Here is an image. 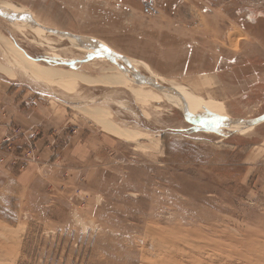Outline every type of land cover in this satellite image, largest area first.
I'll list each match as a JSON object with an SVG mask.
<instances>
[{
	"label": "rangeland",
	"instance_id": "374dc122",
	"mask_svg": "<svg viewBox=\"0 0 264 264\" xmlns=\"http://www.w3.org/2000/svg\"><path fill=\"white\" fill-rule=\"evenodd\" d=\"M0 5V75L51 109L21 126L33 159L0 161L31 178L0 184V264H264V121H237L264 114V0Z\"/></svg>",
	"mask_w": 264,
	"mask_h": 264
},
{
	"label": "crops",
	"instance_id": "0c3cea01",
	"mask_svg": "<svg viewBox=\"0 0 264 264\" xmlns=\"http://www.w3.org/2000/svg\"><path fill=\"white\" fill-rule=\"evenodd\" d=\"M15 82L5 74L0 75V135L7 131L10 124L21 125L29 129L37 128L38 125L44 124L42 123V112L45 116L51 114L49 105H38L37 99L30 98L28 92L22 94V85L19 86ZM40 131L42 135L45 133L44 129ZM41 141H46V138L39 140L38 143L41 144ZM27 172L18 173L1 168L2 188L6 186L7 190H19L23 182H30L31 178ZM13 195L16 196V193L13 192Z\"/></svg>",
	"mask_w": 264,
	"mask_h": 264
},
{
	"label": "built area",
	"instance_id": "2783aa9c",
	"mask_svg": "<svg viewBox=\"0 0 264 264\" xmlns=\"http://www.w3.org/2000/svg\"><path fill=\"white\" fill-rule=\"evenodd\" d=\"M30 130V129H29ZM36 131H31V137L21 125L10 124L7 131L0 136V161L10 168L25 167L29 159H33L35 151Z\"/></svg>",
	"mask_w": 264,
	"mask_h": 264
},
{
	"label": "bare ground",
	"instance_id": "6f19581e",
	"mask_svg": "<svg viewBox=\"0 0 264 264\" xmlns=\"http://www.w3.org/2000/svg\"><path fill=\"white\" fill-rule=\"evenodd\" d=\"M71 44L73 46H76V47L80 46L79 43L74 42L72 40H71ZM8 50H10L14 55H16L25 64V66L30 71L34 72L37 75L38 74L41 75L43 78H61V77L67 76L69 74V72H67V71H63V70L55 69V68H51V67H45V66L38 65L36 63L28 62L22 54L18 53L14 48H12L10 46L8 47ZM110 68L113 70V73L105 74V76H103V78H102L103 80H105L106 82H108V84H111V85L123 83L124 81H126V79H127L126 77H128L129 75L127 76V74H125L123 71H119V70L115 69L116 68L115 66L113 67L111 65ZM0 71L10 72V69L8 67L4 66L2 63H0ZM78 77L84 81H88V82L94 81V79L89 78L83 74H81V75L78 74ZM163 92L162 93L165 95H168V93H169L167 91V89H165V88L163 89Z\"/></svg>",
	"mask_w": 264,
	"mask_h": 264
},
{
	"label": "water",
	"instance_id": "95a60500",
	"mask_svg": "<svg viewBox=\"0 0 264 264\" xmlns=\"http://www.w3.org/2000/svg\"><path fill=\"white\" fill-rule=\"evenodd\" d=\"M0 16L8 19L9 21H11V18L5 14V13H1L0 11ZM79 45L81 46V40H78ZM83 47H88L90 49H92L93 51H96L98 53H100V51L104 52L102 54H106L107 57L115 60V59H119V60H122L124 62H127L128 64L133 62V60H131L130 58H127L123 55H120L119 53L117 52H114L110 49H107L106 47H104L103 45H92V44H82ZM137 77V76H136ZM149 82L150 85H152L153 87H155L156 89H158L159 91L163 92V87L161 85H159V83H157L156 79L154 78V76H152L151 74L148 75V79H147ZM143 81V80H141ZM145 83V82H144ZM164 93V92H163ZM165 95V94H164ZM188 116L190 117V119H192V121L194 123H200L199 125H202L203 127H208L207 125H205L204 123L200 122L199 119L196 118V116L192 115L187 109L184 110ZM199 120V121H198ZM239 121L241 124H245V126H253V125H256L258 123H261L264 121V114L260 117H257V118H254V119H247V120H237Z\"/></svg>",
	"mask_w": 264,
	"mask_h": 264
}]
</instances>
